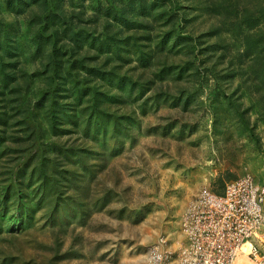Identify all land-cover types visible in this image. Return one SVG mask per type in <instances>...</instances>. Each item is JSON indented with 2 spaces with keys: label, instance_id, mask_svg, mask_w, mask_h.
I'll use <instances>...</instances> for the list:
<instances>
[{
  "label": "rangeland",
  "instance_id": "obj_1",
  "mask_svg": "<svg viewBox=\"0 0 264 264\" xmlns=\"http://www.w3.org/2000/svg\"><path fill=\"white\" fill-rule=\"evenodd\" d=\"M48 2L0 0V264H146L264 179V0Z\"/></svg>",
  "mask_w": 264,
  "mask_h": 264
},
{
  "label": "built area",
  "instance_id": "obj_2",
  "mask_svg": "<svg viewBox=\"0 0 264 264\" xmlns=\"http://www.w3.org/2000/svg\"><path fill=\"white\" fill-rule=\"evenodd\" d=\"M179 237L174 248L158 238L146 264H264V179L244 175L220 193L199 190L182 212Z\"/></svg>",
  "mask_w": 264,
  "mask_h": 264
},
{
  "label": "trees",
  "instance_id": "obj_3",
  "mask_svg": "<svg viewBox=\"0 0 264 264\" xmlns=\"http://www.w3.org/2000/svg\"><path fill=\"white\" fill-rule=\"evenodd\" d=\"M46 3L49 4L48 0H46ZM46 31L47 32V39L50 40V47H51V54L55 59H58L60 56H63L64 54L67 55V52H65L64 54L60 53L57 55V53L59 52L58 49V45L61 42V37L58 36V32L55 29H51V30H45V28L43 29V32ZM263 70H264V66H263ZM101 96L100 94H98V92L95 90L92 91V94L88 96V99L86 101V104L88 105V108L90 110H92V114L95 115V120L100 123V126L105 125V121H104V115H103V111L99 109V105L101 106ZM106 109V108H105ZM103 116H102V115Z\"/></svg>",
  "mask_w": 264,
  "mask_h": 264
}]
</instances>
